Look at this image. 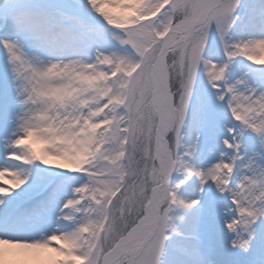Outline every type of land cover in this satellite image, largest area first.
Returning <instances> with one entry per match:
<instances>
[{
	"label": "snow or ice",
	"instance_id": "1",
	"mask_svg": "<svg viewBox=\"0 0 264 264\" xmlns=\"http://www.w3.org/2000/svg\"><path fill=\"white\" fill-rule=\"evenodd\" d=\"M0 264H264V0H0Z\"/></svg>",
	"mask_w": 264,
	"mask_h": 264
}]
</instances>
